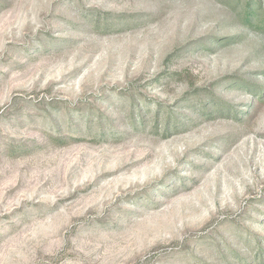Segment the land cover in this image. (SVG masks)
<instances>
[{
    "label": "rangeland",
    "instance_id": "374dc122",
    "mask_svg": "<svg viewBox=\"0 0 264 264\" xmlns=\"http://www.w3.org/2000/svg\"><path fill=\"white\" fill-rule=\"evenodd\" d=\"M0 264H264V0H0Z\"/></svg>",
    "mask_w": 264,
    "mask_h": 264
}]
</instances>
